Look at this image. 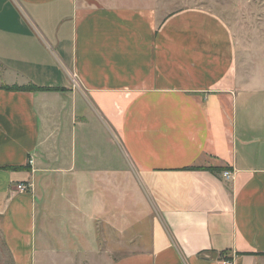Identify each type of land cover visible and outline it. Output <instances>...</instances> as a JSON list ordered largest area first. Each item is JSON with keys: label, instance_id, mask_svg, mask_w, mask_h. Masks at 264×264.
<instances>
[{"label": "crops", "instance_id": "1", "mask_svg": "<svg viewBox=\"0 0 264 264\" xmlns=\"http://www.w3.org/2000/svg\"><path fill=\"white\" fill-rule=\"evenodd\" d=\"M163 10L0 0V86L56 88L0 87V238L12 264L34 260L44 186L64 245L52 249L122 250L104 219L121 223L131 186L149 237L131 229L135 252L110 264H264V80L238 64L219 15Z\"/></svg>", "mask_w": 264, "mask_h": 264}, {"label": "rangeland", "instance_id": "2", "mask_svg": "<svg viewBox=\"0 0 264 264\" xmlns=\"http://www.w3.org/2000/svg\"><path fill=\"white\" fill-rule=\"evenodd\" d=\"M123 2H130V0H122ZM155 2L157 7L164 9V13H168L183 7H202L219 15L228 25L234 35L237 50V61L239 65H243L244 70L252 75L255 82L264 80V0H149ZM260 81V82H261ZM44 192L48 194L38 200V216L36 217L37 231L41 238L36 242L37 250L34 254V260L31 264H103L105 262L104 254L106 252L107 262L121 256H126L131 252L125 244L132 239L129 236L131 229H138L142 232V236L149 237L150 219L146 215L139 216L141 206L131 204V186L124 187V200L129 201L128 207L123 210V217L121 223L114 225V219L106 218L112 223L107 228L114 230L116 227L119 234L122 232V250H102L98 246H93L91 250H76L69 248L52 249L51 246L58 247L60 244L56 235L52 234L50 227H55L57 219L51 215V207L49 202L50 186H44ZM135 195L138 196L137 193ZM143 195L139 193V198ZM129 197V198H128ZM141 205V202H140ZM43 206V208H42ZM42 208V210H40ZM45 213V217H40ZM144 214V212H143ZM43 221V222H42ZM94 218L91 219L92 228L98 231L99 225H95ZM42 225V226H41ZM94 226V227H93ZM102 229V228H100ZM122 230V232H121ZM113 232V231H112ZM137 232V233H138ZM64 234V233H63ZM62 234V235H63ZM61 235V236H62ZM39 236V235H38ZM60 236V235H58ZM91 241L94 237L91 234ZM64 246V245H60ZM43 247V248H41ZM136 250V249H135ZM137 251V250H136ZM112 259V260H110ZM9 255L4 248V244L0 238V264H12Z\"/></svg>", "mask_w": 264, "mask_h": 264}, {"label": "trees", "instance_id": "3", "mask_svg": "<svg viewBox=\"0 0 264 264\" xmlns=\"http://www.w3.org/2000/svg\"><path fill=\"white\" fill-rule=\"evenodd\" d=\"M1 88L8 89V90H19V91H45V90H55V87H44L38 86L34 83H27L25 85H3L0 86ZM223 168V167H222ZM222 168L217 167H194L192 169H207V170H221ZM15 169H19V167H15Z\"/></svg>", "mask_w": 264, "mask_h": 264}, {"label": "built area", "instance_id": "4", "mask_svg": "<svg viewBox=\"0 0 264 264\" xmlns=\"http://www.w3.org/2000/svg\"><path fill=\"white\" fill-rule=\"evenodd\" d=\"M32 161H33L32 158H30L28 160V163L31 164ZM223 175H224V177L226 179H228V178H231L232 177V172L231 171H224L223 172ZM17 188L23 190V189L26 188V184L23 183V182H20V183L17 184ZM220 262H221V264H234L233 261H230L229 259H224V258L220 259Z\"/></svg>", "mask_w": 264, "mask_h": 264}]
</instances>
